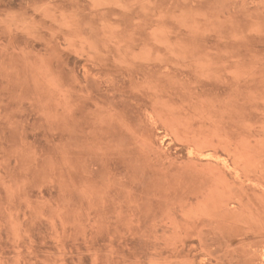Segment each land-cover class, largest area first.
I'll use <instances>...</instances> for the list:
<instances>
[{
    "label": "rangeland",
    "instance_id": "374dc122",
    "mask_svg": "<svg viewBox=\"0 0 264 264\" xmlns=\"http://www.w3.org/2000/svg\"><path fill=\"white\" fill-rule=\"evenodd\" d=\"M0 264H264V0H0Z\"/></svg>",
    "mask_w": 264,
    "mask_h": 264
}]
</instances>
